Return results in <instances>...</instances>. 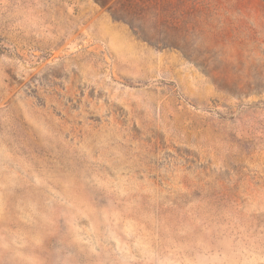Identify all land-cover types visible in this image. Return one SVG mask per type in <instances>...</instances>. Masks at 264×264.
Listing matches in <instances>:
<instances>
[{"label":"rangeland","instance_id":"rangeland-1","mask_svg":"<svg viewBox=\"0 0 264 264\" xmlns=\"http://www.w3.org/2000/svg\"><path fill=\"white\" fill-rule=\"evenodd\" d=\"M0 264H264V0H0Z\"/></svg>","mask_w":264,"mask_h":264}]
</instances>
